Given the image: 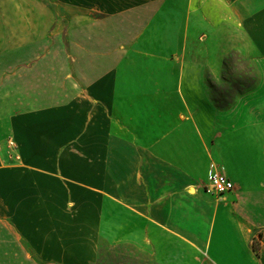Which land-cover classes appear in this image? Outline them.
I'll return each mask as SVG.
<instances>
[{"label":"crops","instance_id":"1","mask_svg":"<svg viewBox=\"0 0 264 264\" xmlns=\"http://www.w3.org/2000/svg\"><path fill=\"white\" fill-rule=\"evenodd\" d=\"M208 3L259 79L203 131L181 76ZM210 161L231 192L204 191ZM102 240L264 264V0H0V264H95Z\"/></svg>","mask_w":264,"mask_h":264},{"label":"rangeland","instance_id":"2","mask_svg":"<svg viewBox=\"0 0 264 264\" xmlns=\"http://www.w3.org/2000/svg\"><path fill=\"white\" fill-rule=\"evenodd\" d=\"M226 10L208 3L203 11L192 14L187 31L181 92L203 131L209 129L215 111L229 107L259 79L258 53L228 19ZM66 33L65 24L63 34ZM99 246L112 255V260L121 254L129 258L127 264H156L147 252L131 245L113 246L102 240Z\"/></svg>","mask_w":264,"mask_h":264},{"label":"built area","instance_id":"3","mask_svg":"<svg viewBox=\"0 0 264 264\" xmlns=\"http://www.w3.org/2000/svg\"><path fill=\"white\" fill-rule=\"evenodd\" d=\"M9 146H13V142L8 140ZM207 184L204 186V191L208 194L220 197L233 190L232 182L223 174L220 166L210 161L207 170ZM258 237L252 234L251 241L254 243Z\"/></svg>","mask_w":264,"mask_h":264},{"label":"trees","instance_id":"4","mask_svg":"<svg viewBox=\"0 0 264 264\" xmlns=\"http://www.w3.org/2000/svg\"><path fill=\"white\" fill-rule=\"evenodd\" d=\"M111 256L109 253H104L102 250H99L95 264H127L129 261V258L121 254L117 255L116 260H112ZM109 257L111 258L110 261L108 260Z\"/></svg>","mask_w":264,"mask_h":264}]
</instances>
